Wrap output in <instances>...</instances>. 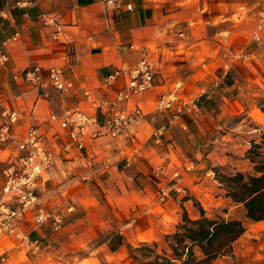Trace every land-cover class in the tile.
I'll list each match as a JSON object with an SVG mask.
<instances>
[{"label":"crops","instance_id":"1","mask_svg":"<svg viewBox=\"0 0 264 264\" xmlns=\"http://www.w3.org/2000/svg\"><path fill=\"white\" fill-rule=\"evenodd\" d=\"M107 1L0 0V47L9 55L0 64V103L33 115L14 128L18 137L30 123L44 133L55 164L37 189L38 202L67 217L65 226L54 230L50 224L36 226L35 208L25 209L19 226L24 239L0 235V264H99L101 255L108 264H133L129 245L160 248L182 222L183 208L191 219L201 217L194 199L208 217L216 215L210 209L219 198L241 208L223 188L215 198L206 186L214 173L208 162L223 165L222 153L215 161L208 147L218 138L222 115L243 111L238 76L264 88L261 0H120L110 8ZM46 16L62 24L61 39L53 38ZM145 49L156 66L154 86L124 105L140 106L143 117L117 137H94L98 126L93 125L85 147L78 148L64 111L75 105L93 111L86 91L114 98ZM35 64L45 74L61 68L74 88L49 86L41 93L26 81ZM115 70L121 73L108 85ZM174 90L197 99L200 111L174 117L160 109L162 95ZM104 120L99 113L100 123ZM14 154L15 146L0 147V201L14 195L2 193L3 169ZM221 217L230 219L228 213ZM231 219L243 220L247 230L231 256L212 264H264V222ZM34 240L41 241L38 255L27 249V241Z\"/></svg>","mask_w":264,"mask_h":264},{"label":"built area","instance_id":"2","mask_svg":"<svg viewBox=\"0 0 264 264\" xmlns=\"http://www.w3.org/2000/svg\"><path fill=\"white\" fill-rule=\"evenodd\" d=\"M120 2V0H108L107 6L115 7ZM261 5L259 27L264 31V0H261ZM45 23L54 26L53 38L61 39L64 34L62 24L52 16H46ZM179 34L184 36L185 33L182 30ZM8 59L9 55L4 48L0 47V64L6 63ZM120 73L121 70L111 72L106 78V83L112 85ZM127 75L125 86L117 89L114 98L95 96L90 91H86L85 94L91 102L93 111L83 109L79 105L64 111L63 119L69 127L73 143L78 148L85 147L86 135L93 125L98 126L93 133L94 137L103 134L117 137L124 134L130 125L143 117L144 113L140 106L129 110L124 105L132 97L138 96L154 86L156 66L150 58L148 49L143 50V56L134 67L127 71ZM26 81L38 88L41 93H45L49 86L61 91L74 88V83L64 76L59 67H52L45 74L41 66L35 64L27 70ZM159 108L171 110L174 117L183 113L200 111L197 99L186 98L176 90L162 95ZM99 113L105 117L103 123L99 121ZM0 116V147L12 149L15 146V154L3 169L6 180L2 193L5 195L14 193V195L10 200L0 201V235L23 240L24 237L19 232V226L23 211L28 208H35L33 220L36 226L50 224L54 230L64 227L67 217L62 210L45 209L38 202L37 189L55 164L54 151L48 147L44 133L33 123L29 124L22 136L18 137L14 133V128L19 125L20 121L24 118L31 120L32 114L25 115L4 107L0 103ZM161 135L162 133H157L156 139L159 140ZM68 211L72 213L73 209ZM27 249L36 255L40 254L42 252L41 241H27Z\"/></svg>","mask_w":264,"mask_h":264},{"label":"trees","instance_id":"3","mask_svg":"<svg viewBox=\"0 0 264 264\" xmlns=\"http://www.w3.org/2000/svg\"><path fill=\"white\" fill-rule=\"evenodd\" d=\"M257 106L264 112V94L257 98ZM245 158L251 164L249 171L226 173L222 165H215V179L225 195L241 206L247 220L264 222V135L261 141H251ZM194 202L201 217L191 219L183 208V220L176 232L164 237L165 249L158 243L128 246L133 264H212L232 255L233 244L247 230L245 222L208 217L201 203Z\"/></svg>","mask_w":264,"mask_h":264},{"label":"rangeland","instance_id":"4","mask_svg":"<svg viewBox=\"0 0 264 264\" xmlns=\"http://www.w3.org/2000/svg\"><path fill=\"white\" fill-rule=\"evenodd\" d=\"M238 89L237 93L240 95V100L243 103V111L238 116H229V114L222 115L219 128L215 132L218 133V138L210 135L208 138L212 141L209 149L213 151L215 161H218L219 154L222 153V169L226 173H234L237 171H249L251 168L250 162L245 158L247 149L251 146L252 140L261 141L264 135V113L258 110L257 98L264 94L263 86L238 76ZM223 105V104H222ZM260 111L261 113H259ZM226 153L227 156H223ZM217 159V160H216ZM209 166L216 165L214 160L208 162ZM215 173H211L208 177L206 186L212 190L211 194L216 198L219 195V184L214 182ZM218 194V195H216ZM205 200V199H204ZM216 208H211V211L216 216H221L228 213V218L243 217L244 211L232 203H227L223 198L218 199ZM207 203V201H205ZM210 211V212H211ZM164 242L161 243L160 249L164 248ZM109 262L101 255V263L108 264ZM90 264V263H86Z\"/></svg>","mask_w":264,"mask_h":264},{"label":"bare ground","instance_id":"5","mask_svg":"<svg viewBox=\"0 0 264 264\" xmlns=\"http://www.w3.org/2000/svg\"><path fill=\"white\" fill-rule=\"evenodd\" d=\"M259 113H261L260 111H258Z\"/></svg>","mask_w":264,"mask_h":264}]
</instances>
